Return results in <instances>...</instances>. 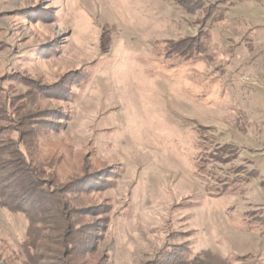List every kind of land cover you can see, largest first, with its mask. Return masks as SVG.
Instances as JSON below:
<instances>
[{
    "label": "rangeland",
    "instance_id": "1",
    "mask_svg": "<svg viewBox=\"0 0 264 264\" xmlns=\"http://www.w3.org/2000/svg\"><path fill=\"white\" fill-rule=\"evenodd\" d=\"M4 102L81 240L0 264H264V0H0Z\"/></svg>",
    "mask_w": 264,
    "mask_h": 264
},
{
    "label": "trees",
    "instance_id": "2",
    "mask_svg": "<svg viewBox=\"0 0 264 264\" xmlns=\"http://www.w3.org/2000/svg\"><path fill=\"white\" fill-rule=\"evenodd\" d=\"M6 104L4 102V107L1 105L3 111L0 116H3L5 111H7L5 109ZM0 134L2 133L0 132ZM30 134L32 140L38 137L34 132ZM24 139V135L21 134L17 137V140H14L13 137H8L6 140L2 139L0 141V173H3L0 174V208L6 209L15 215L23 214L28 219L29 225L26 233L30 239H33L27 245V249L34 250V243L45 239L39 236L37 230H40L38 226L44 222L42 216L48 215L53 220L52 223L56 224L54 230L58 233L51 238L52 244L60 245L59 243L57 244L59 236V240L61 239L60 243L66 244L65 246H68L69 250H73L74 241L81 240V236L77 234L78 231L75 232L74 230L75 234L69 232V229L73 227V218L69 216L68 202L60 198L61 194L64 195L72 191L64 186V190L60 189L62 191L55 192L45 186L41 177L42 172L36 167H32L31 158L34 157V152L32 151L30 140L26 142L27 139L25 141ZM94 181L98 180L94 179ZM78 182L77 188L80 190L77 193L88 189L84 187L88 184L87 182L80 183V180ZM89 185L90 183L87 186L89 187ZM86 215H89V213ZM49 231L50 229L47 232ZM47 239L48 236L46 237ZM52 253L59 255V248H54ZM35 258L34 256L32 259L34 260ZM64 262L68 263L67 260H63ZM60 263L63 264L62 261Z\"/></svg>",
    "mask_w": 264,
    "mask_h": 264
}]
</instances>
